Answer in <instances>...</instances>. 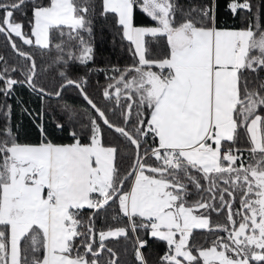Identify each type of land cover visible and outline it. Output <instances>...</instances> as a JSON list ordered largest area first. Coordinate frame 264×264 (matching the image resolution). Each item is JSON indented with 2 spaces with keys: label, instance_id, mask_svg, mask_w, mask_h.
<instances>
[{
  "label": "snow or ice",
  "instance_id": "snow-or-ice-1",
  "mask_svg": "<svg viewBox=\"0 0 264 264\" xmlns=\"http://www.w3.org/2000/svg\"><path fill=\"white\" fill-rule=\"evenodd\" d=\"M29 4L25 32L14 13ZM97 7L101 16L112 15L134 57L132 65L112 68L115 74L102 90L113 102L111 110L85 91V77L68 75L69 61L86 65L94 59L89 14L94 18ZM254 7L251 0H230L231 14H250L237 28L220 22L215 0L188 9L177 0H0V34L26 62L9 67L4 61L0 93L8 97L14 85L27 84L41 99L59 98L74 86L90 106L82 113L65 106L66 119L55 123L69 130L71 143L49 138L43 110L37 114L39 142H18L7 126L11 106H5L0 264H101L105 250L107 264H118L105 241L127 240L129 233L136 261L147 264L141 251L146 242L136 235L140 229L166 243L160 264H264V80L252 76L264 72V21L256 23ZM137 9L153 23L137 25ZM13 36L43 50L59 40L55 62L63 82L54 93L37 85L36 60ZM17 72L22 79L13 78ZM105 127L127 143H106ZM242 136L247 149L236 146ZM124 159L128 169L122 175ZM109 202L118 204L127 223L100 230L96 247L95 221L89 217L85 224L81 210L98 215ZM225 210L226 222L213 225L211 212ZM194 230L226 235L197 246L190 243Z\"/></svg>",
  "mask_w": 264,
  "mask_h": 264
},
{
  "label": "trees",
  "instance_id": "trees-1",
  "mask_svg": "<svg viewBox=\"0 0 264 264\" xmlns=\"http://www.w3.org/2000/svg\"><path fill=\"white\" fill-rule=\"evenodd\" d=\"M39 2V0H37ZM178 4L185 8H192L201 6L206 3L207 0H177ZM230 0H215L216 13L220 22H227L229 26H235L237 28L245 26V17L250 14L244 10H238V13L234 16L231 14L228 4ZM242 2V0H240ZM251 3L255 5L253 12L256 13V23L260 24L264 21V0H251ZM30 4L25 8L14 13V19L23 22L25 25L24 31L29 32L28 22L31 20ZM89 18L93 19V32L91 37V43L94 49V59L86 65H81L79 62L69 61L68 75L73 79H80L85 77L87 83L85 84V91L89 96L98 104V106L111 110L113 109V102L105 100L102 96L103 88L110 82L108 77L114 75L112 72L113 67L123 69L134 63V57L129 51V42L126 41L122 35L120 28L115 25L112 15L101 16L100 9L97 7L95 17L89 14ZM135 23L137 25H150L153 22L146 16L141 10L137 9L134 14ZM16 41L17 47L30 51L37 63V79L38 86H43L49 93H54L59 84L63 81L59 77L58 73L62 70L61 66L55 62L57 51L55 44L59 40H53L49 50H43L34 46L23 45L22 41L13 36ZM0 56H3L4 60L0 61V67L3 66L4 61L7 62L9 67H23L26 62L23 58L11 48L5 34H0ZM156 70V69H154ZM258 75L261 80H264V72L258 74H252V76ZM14 79H22L23 77L19 72L13 73ZM3 82L0 81V88H2ZM11 106V115L7 120V126L11 128L13 133L17 136L20 143H37L40 139V133L38 126L41 122L37 116L43 110L45 115L43 121L47 128L49 138L56 143H71L72 140L68 134L69 130L60 131L55 128L56 122L62 121V117L66 119V107L70 106L74 108L77 113H82L90 106L83 100L79 89L74 86H69L63 90L61 97L54 98L50 96H44L41 99L38 92H34L27 84H16L13 86V91L8 97H5L3 93H0V131L5 127V116L7 111L5 106ZM26 110V111H25ZM119 110L117 109V112ZM113 122L120 123L119 119L112 116L111 111L108 112ZM83 119L86 121L88 116L85 115ZM105 142H115L114 138H119L123 143L122 137L119 134H115L112 130L104 128ZM0 139L3 136L0 135ZM86 142V141H85ZM242 149H247L248 145L243 136L241 141L236 145ZM147 147V145H145ZM124 155L130 154V149H123ZM244 162L248 163L250 156L247 151L243 152ZM128 169V160L124 159L121 163V174L123 175ZM196 173H193L195 175ZM189 191L194 192L192 185H189ZM236 202L234 203V209L239 208L240 193L236 194ZM198 197L193 195L191 199H197ZM227 210L217 214L211 212L210 219L213 225L224 224L226 222ZM117 216V220H113L112 217ZM92 217L95 221L94 228L96 229L95 239L97 241L96 247H98V232L100 230H107L108 227L123 226L127 223V218L119 212L118 204L109 203L105 209L100 210L98 215L94 214V210L84 208L81 210L80 219L87 224L88 218ZM83 231V229H81ZM142 240L146 242L145 246L141 249L147 264H160V257L166 251V243L159 241L157 238L150 236V232L146 229H140L136 233ZM225 235L223 232H208L207 230H194L193 239L190 243H195L197 246H208L211 241L217 236ZM132 234L129 233V239L123 237L119 239L109 238L105 241L107 247H111L117 254L118 264H139L134 256V249L131 243ZM110 254L107 251H103L100 254L101 264H107L110 259ZM256 264V262H252Z\"/></svg>",
  "mask_w": 264,
  "mask_h": 264
},
{
  "label": "water",
  "instance_id": "water-1",
  "mask_svg": "<svg viewBox=\"0 0 264 264\" xmlns=\"http://www.w3.org/2000/svg\"><path fill=\"white\" fill-rule=\"evenodd\" d=\"M11 46V45H10ZM17 53V52H16ZM18 54V53H17ZM50 97L57 98L55 95H50ZM83 98V97H82ZM84 100V99H83ZM85 101V100H84ZM86 102V101H85ZM87 104V103H86ZM110 203V202H109Z\"/></svg>",
  "mask_w": 264,
  "mask_h": 264
},
{
  "label": "rangeland",
  "instance_id": "rangeland-1",
  "mask_svg": "<svg viewBox=\"0 0 264 264\" xmlns=\"http://www.w3.org/2000/svg\"><path fill=\"white\" fill-rule=\"evenodd\" d=\"M30 29V28H29ZM30 31V30H29ZM19 39V38H18ZM20 40V39H19ZM21 41V40H20ZM226 235V234H225ZM222 236H224V235H222Z\"/></svg>",
  "mask_w": 264,
  "mask_h": 264
},
{
  "label": "crops",
  "instance_id": "crops-1",
  "mask_svg": "<svg viewBox=\"0 0 264 264\" xmlns=\"http://www.w3.org/2000/svg\"><path fill=\"white\" fill-rule=\"evenodd\" d=\"M85 208H87V207H85Z\"/></svg>",
  "mask_w": 264,
  "mask_h": 264
}]
</instances>
